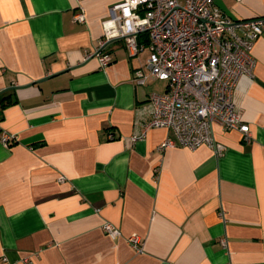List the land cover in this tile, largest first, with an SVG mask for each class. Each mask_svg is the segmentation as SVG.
<instances>
[{
  "label": "crops",
  "instance_id": "1",
  "mask_svg": "<svg viewBox=\"0 0 264 264\" xmlns=\"http://www.w3.org/2000/svg\"><path fill=\"white\" fill-rule=\"evenodd\" d=\"M118 1L0 0V140L15 137L0 141V264H264V27L233 92L248 140L214 125L218 157L172 129L130 143L166 82L136 83L148 51L130 56L123 38L106 46L107 66L92 55ZM216 5L264 17V0ZM165 138L175 146L159 151Z\"/></svg>",
  "mask_w": 264,
  "mask_h": 264
},
{
  "label": "built area",
  "instance_id": "2",
  "mask_svg": "<svg viewBox=\"0 0 264 264\" xmlns=\"http://www.w3.org/2000/svg\"><path fill=\"white\" fill-rule=\"evenodd\" d=\"M237 2L242 0H235ZM73 19L85 22L82 10ZM103 37L93 51L101 67L111 62L106 46L112 39L123 38L130 56L147 49L146 72L136 78L144 85L147 79L166 82L163 93H152L139 129L128 137L130 143L146 136L151 129H172L180 146L194 150L207 146L221 156L224 145L217 142L213 126L224 131L237 130L243 138L250 137L249 126L238 114L233 92L242 77H252L255 59L252 48L261 35L264 17L232 20L216 0H119L111 5L108 18L102 21ZM112 139V135H108ZM15 140L3 134L1 144ZM165 138L159 151L175 146ZM102 230L111 239L120 236L110 222ZM137 252L142 240L127 237ZM227 249V240H220Z\"/></svg>",
  "mask_w": 264,
  "mask_h": 264
}]
</instances>
